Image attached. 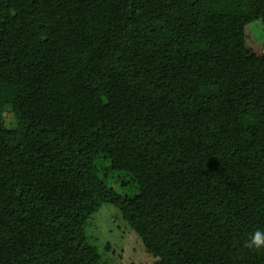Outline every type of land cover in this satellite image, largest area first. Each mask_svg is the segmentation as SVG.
Returning <instances> with one entry per match:
<instances>
[{
    "label": "trees",
    "instance_id": "trees-1",
    "mask_svg": "<svg viewBox=\"0 0 264 264\" xmlns=\"http://www.w3.org/2000/svg\"><path fill=\"white\" fill-rule=\"evenodd\" d=\"M258 22L264 0H0V264H99L107 204L155 264H264ZM18 103L39 121L5 127Z\"/></svg>",
    "mask_w": 264,
    "mask_h": 264
},
{
    "label": "rangeland",
    "instance_id": "rangeland-1",
    "mask_svg": "<svg viewBox=\"0 0 264 264\" xmlns=\"http://www.w3.org/2000/svg\"><path fill=\"white\" fill-rule=\"evenodd\" d=\"M260 22L246 28L247 43L258 55L264 56V36ZM5 127L20 123H37L39 112L31 111L22 103L8 107L2 113ZM121 193H131L121 189ZM89 243L100 256L99 264H155L156 258L144 250L137 234L112 205H104L89 219L86 226Z\"/></svg>",
    "mask_w": 264,
    "mask_h": 264
},
{
    "label": "clouds",
    "instance_id": "clouds-1",
    "mask_svg": "<svg viewBox=\"0 0 264 264\" xmlns=\"http://www.w3.org/2000/svg\"><path fill=\"white\" fill-rule=\"evenodd\" d=\"M261 236H262V234L259 233V232H257V233L255 234V236L252 238V242H253L254 244H256V245H260V244L262 243Z\"/></svg>",
    "mask_w": 264,
    "mask_h": 264
}]
</instances>
